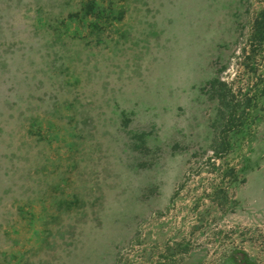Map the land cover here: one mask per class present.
<instances>
[{"label": "rangeland", "instance_id": "rangeland-1", "mask_svg": "<svg viewBox=\"0 0 264 264\" xmlns=\"http://www.w3.org/2000/svg\"><path fill=\"white\" fill-rule=\"evenodd\" d=\"M264 264V0H0V264Z\"/></svg>", "mask_w": 264, "mask_h": 264}, {"label": "trees", "instance_id": "trees-1", "mask_svg": "<svg viewBox=\"0 0 264 264\" xmlns=\"http://www.w3.org/2000/svg\"><path fill=\"white\" fill-rule=\"evenodd\" d=\"M227 264H258L254 260H252L247 254L241 258L237 259L236 256H232L229 258Z\"/></svg>", "mask_w": 264, "mask_h": 264}]
</instances>
